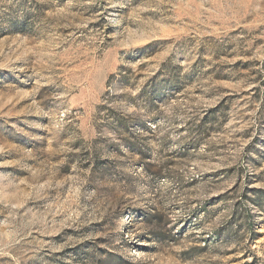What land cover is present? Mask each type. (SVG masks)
Here are the masks:
<instances>
[{
	"label": "rangeland",
	"instance_id": "374dc122",
	"mask_svg": "<svg viewBox=\"0 0 264 264\" xmlns=\"http://www.w3.org/2000/svg\"><path fill=\"white\" fill-rule=\"evenodd\" d=\"M0 264H264V0H0Z\"/></svg>",
	"mask_w": 264,
	"mask_h": 264
}]
</instances>
